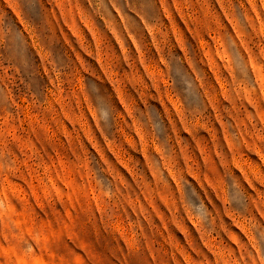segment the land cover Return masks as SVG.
Masks as SVG:
<instances>
[{
    "label": "rangeland",
    "instance_id": "rangeland-1",
    "mask_svg": "<svg viewBox=\"0 0 264 264\" xmlns=\"http://www.w3.org/2000/svg\"><path fill=\"white\" fill-rule=\"evenodd\" d=\"M0 264H264V0H0Z\"/></svg>",
    "mask_w": 264,
    "mask_h": 264
}]
</instances>
